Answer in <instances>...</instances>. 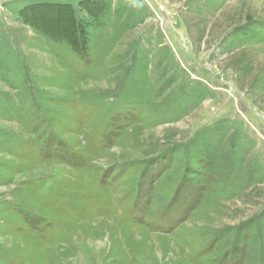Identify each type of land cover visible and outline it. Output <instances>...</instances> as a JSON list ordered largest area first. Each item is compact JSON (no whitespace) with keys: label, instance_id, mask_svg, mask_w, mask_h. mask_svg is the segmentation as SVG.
Wrapping results in <instances>:
<instances>
[{"label":"rangeland","instance_id":"1","mask_svg":"<svg viewBox=\"0 0 264 264\" xmlns=\"http://www.w3.org/2000/svg\"><path fill=\"white\" fill-rule=\"evenodd\" d=\"M87 1L0 0V264H264V0Z\"/></svg>","mask_w":264,"mask_h":264},{"label":"trees","instance_id":"2","mask_svg":"<svg viewBox=\"0 0 264 264\" xmlns=\"http://www.w3.org/2000/svg\"><path fill=\"white\" fill-rule=\"evenodd\" d=\"M84 1H86V2H88L87 0H84ZM36 3H31V4H29V5H26L25 6V8L23 9V10H21V11H24V12H26V14L27 15H32L33 14V12L35 11V10H33V11H31V10H29L28 8H30V7H32L33 5H35ZM35 13V12H34ZM37 13V12H36ZM34 15H36V14H34ZM75 15V14H74ZM76 16V15H75ZM31 18V17H30ZM37 18L39 19V17L37 16ZM32 19H34V21L32 22V23H36V16H33V18ZM75 20H77V19H75ZM44 21L47 23L48 21L47 20H45L44 19ZM30 23H31V21H30ZM53 28H55V27H53ZM76 28H80L81 29V22L79 23V22H75V24H74V28H73V25H72V28H71V25L70 24H67V25H65L64 26V29L63 30H61L62 32V35H63V37H64V39H66V38H68L69 36H72L71 34L73 33V30L74 29H76ZM42 32H44V34H46V33H48V31L50 32V30H46V28H45V24H44V26H42L41 28H39ZM50 29H52V28H50ZM57 29H59V28H57ZM79 29V30H80ZM59 31V30H58ZM82 33V32H81Z\"/></svg>","mask_w":264,"mask_h":264}]
</instances>
